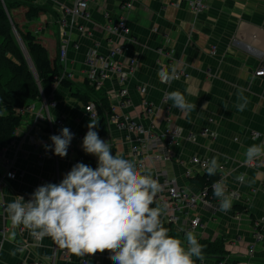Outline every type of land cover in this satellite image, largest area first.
Instances as JSON below:
<instances>
[{
  "label": "crops",
  "instance_id": "obj_1",
  "mask_svg": "<svg viewBox=\"0 0 264 264\" xmlns=\"http://www.w3.org/2000/svg\"><path fill=\"white\" fill-rule=\"evenodd\" d=\"M7 1L25 5L12 10L14 20L36 36L50 58H58L60 62L59 45L62 38H68L66 58L60 63L70 74L69 81L76 87L75 92L84 93L89 102L107 98L112 117L118 120L129 118L150 124L156 132L164 130L169 120L180 129L179 139L172 147L174 160L155 164L145 161V169L150 170L153 178L164 174L197 195L199 187L185 177L184 170L191 168L194 177L204 172L191 163L193 158L206 161V169L214 157L217 159L221 169L215 173L218 181L224 180L226 195L231 197L233 207L227 212L220 211L222 198H217L207 200L208 205L200 202L192 212H173L176 222H164L170 229L169 235L183 241L190 219L196 217L201 226L192 232L198 243L209 249L204 254V264H264V165L248 167L245 157L248 147L263 145L264 139V81L252 76L264 63V0H206V8L199 14L189 8V0L135 2L127 15L130 36L112 39L123 48L117 57L123 65L135 61L124 86L127 97L123 104L118 99L121 86L116 79L83 93L79 87L83 85L82 76L87 69L84 61L89 50L98 42L102 47L99 51L106 52L108 39L100 33V28L106 21L105 15L112 22L122 15L117 0H97L89 6L87 20L68 18L62 29L60 12L70 4L69 0ZM26 4L44 7L46 12L27 20ZM79 26L93 34L92 37L81 34L77 30ZM161 69L168 74L175 69L187 78L164 82L159 75ZM239 89H244L243 95L248 99L242 112L237 108L241 103ZM173 91L184 94L196 108L187 112L174 107L167 99V94ZM75 92L58 85L49 99L50 117L63 122L62 126L54 125L53 134H60L64 127L74 133L66 157L45 150L44 145L52 144L51 132L43 124L34 122L38 113L46 114L42 99L30 104L31 109L23 113L11 142L0 153L3 179L0 230L5 229L4 237L0 236V264H83L84 259L87 264H114L107 251L77 257L59 248L49 237L37 242L27 229L14 227L5 212L6 203L18 196L27 201L38 186L59 183L77 162L94 169L97 166L96 157L86 154L81 147L90 114L84 111L86 104L73 96ZM143 102L151 104V113L143 110ZM203 130H206L204 135ZM252 133L260 137H252ZM99 136L110 144L114 155L135 161L130 151L133 137L127 136L123 128L106 116ZM253 161H264V156ZM7 164L15 173L14 179L3 178ZM242 173H246L244 183L236 180ZM13 233L15 238L11 239ZM23 245L26 249L21 251ZM13 251L15 255L11 254ZM196 264L200 262L197 260Z\"/></svg>",
  "mask_w": 264,
  "mask_h": 264
},
{
  "label": "clouds",
  "instance_id": "obj_2",
  "mask_svg": "<svg viewBox=\"0 0 264 264\" xmlns=\"http://www.w3.org/2000/svg\"><path fill=\"white\" fill-rule=\"evenodd\" d=\"M159 75L169 82L175 78V69L171 74L161 69ZM243 92L238 90L241 103L237 108L241 112L248 104ZM167 99L181 111L196 108L179 91L168 93ZM98 128L99 121L90 117L81 145L86 154L96 157L95 169L77 162L59 183L38 186L27 201L18 196L6 203L5 212L12 225L27 229L37 242L49 237L77 257L107 251L114 264H196L197 260L204 264V246L192 231L185 232L182 241L170 236V229L164 226L167 205L156 202L162 191L159 180L138 162L114 155L110 144L100 138ZM73 138L74 133L64 127L60 134L50 136L52 144L44 145L45 150L64 158ZM260 156H264V145L253 144L245 152L247 161ZM209 164V175L221 169L215 157ZM245 176L242 173L236 180L244 183ZM212 189L215 198H222L219 210H231L224 180L214 182Z\"/></svg>",
  "mask_w": 264,
  "mask_h": 264
},
{
  "label": "built area",
  "instance_id": "obj_3",
  "mask_svg": "<svg viewBox=\"0 0 264 264\" xmlns=\"http://www.w3.org/2000/svg\"><path fill=\"white\" fill-rule=\"evenodd\" d=\"M97 0H69L70 4L68 6H63L60 12L59 23L61 29L67 25V19L69 18L71 21L75 19H85L87 20L90 16L89 14V6L95 3ZM118 7L121 11V16L116 21L107 20V15H105L104 19H106L103 26L100 28V33L108 39V46L106 47V52L101 53L99 51L101 45L96 42L86 55L84 63L86 64V70L82 76L83 83L87 82L88 86L91 88H100L106 81L116 79L118 86L121 87L118 90V99H120V104L125 102L127 97V90L124 88L126 82L128 81V76L132 73L133 67L135 65L134 60H130L127 65H123L117 57L121 55L123 48L121 46L115 45L112 41L113 38H128L130 36V29L127 25V15L133 9L135 2H140L142 0H117ZM189 8L195 13L199 14L206 8V0H189L188 2ZM77 30L81 34H85L88 37H92L93 34L90 32L86 33L82 27H78ZM67 43L68 38H62L59 45V59L60 62H64L66 58L67 52ZM252 76L256 79H260L264 81V63H261L252 73ZM65 78L70 80V74L66 73L64 70L61 74L60 79ZM187 78L186 75L181 74V72H175V79ZM58 86V85H55ZM43 101V109L46 111V114L38 113L34 122L38 124H43L50 132L51 135L54 131V125L62 126L63 122L60 120H53L49 113V100ZM31 109V105L26 109H21V112L24 113ZM143 110L146 113H151L153 108L150 103L143 102ZM84 111L90 114V117L93 119L97 118V113L95 110L94 103H88ZM110 119L115 122V124L123 128L127 132V136H132V140L130 142V151L135 161L138 164L142 165L145 168L146 160H149L152 164L158 162H170L174 160V153L172 147L175 145L180 136V129L176 127L173 123L167 120V125L164 130L161 132H156L154 128L149 124L140 123L138 121L130 120L129 118H124L123 120H118L117 117L113 116ZM202 134H206V130L202 131ZM252 137L259 138L260 135L258 133H252ZM264 145V139H263ZM139 158V160H138ZM191 163L194 166L201 168L204 173H207V169L204 168L206 165V161L201 160L199 158H193ZM264 165V161H260L256 163L254 161H248L246 166L255 168ZM8 170L5 173L3 178L6 179H14L15 173L10 170L9 165ZM12 174L11 176L9 174ZM184 175L187 178L193 177V171L191 168H186L184 170ZM195 176V175H194ZM155 179L159 180V183L162 186V191L158 193L157 196V204H166L167 212L162 217L163 223H173L176 222V217L172 214L173 212L181 213L182 210H186L187 212H192L194 208L200 203L209 204L206 196L208 192V188H204L200 190V192L195 195L191 194L187 191V189L180 187L176 180L168 178L166 175H156ZM1 179V186L3 184V179ZM217 182V181H216ZM213 185V183H212ZM212 185L211 188L212 189ZM213 191V189H212ZM233 196V194H232ZM171 213V214H170ZM201 226L200 220L196 217H192L189 222V231H195L197 228ZM5 229L0 230V236L4 237ZM259 236H257V240ZM26 245L20 247V250H25ZM249 252H252L249 249ZM31 264H39L33 262ZM83 264H87L84 259Z\"/></svg>",
  "mask_w": 264,
  "mask_h": 264
},
{
  "label": "trees",
  "instance_id": "obj_4",
  "mask_svg": "<svg viewBox=\"0 0 264 264\" xmlns=\"http://www.w3.org/2000/svg\"><path fill=\"white\" fill-rule=\"evenodd\" d=\"M21 6L25 7L20 2L0 0V153L9 145L23 120L21 109H26L37 100L48 101L55 85L70 91L74 86L68 79H60L63 68L58 58H50L49 52L36 36L15 22L12 10ZM26 7L24 17L27 20L46 12V8L41 6L26 4ZM16 36L21 39L26 55ZM26 56L30 59V65ZM83 86L87 91L91 89L87 82ZM73 96L86 105L91 103L79 91L73 93ZM93 103L99 120L98 134L102 135L105 116L112 117L111 108L105 97ZM87 161L91 162L90 159ZM218 179L216 173H203L191 177L190 182L196 183L200 190L208 188L206 199L215 201L217 198L213 196L210 188ZM208 251V248H203L204 254H208Z\"/></svg>",
  "mask_w": 264,
  "mask_h": 264
},
{
  "label": "rangeland",
  "instance_id": "obj_5",
  "mask_svg": "<svg viewBox=\"0 0 264 264\" xmlns=\"http://www.w3.org/2000/svg\"><path fill=\"white\" fill-rule=\"evenodd\" d=\"M21 43H22V42H21ZM22 46H23V44H22ZM22 50H23V49H22ZM23 52H24L25 54H27L25 50H23ZM28 62L30 63V59H29V58H28ZM79 87H80V90H81L82 93L86 90V88H85L83 85H80ZM76 90H77L76 87L73 86V91L75 92Z\"/></svg>",
  "mask_w": 264,
  "mask_h": 264
},
{
  "label": "water",
  "instance_id": "obj_6",
  "mask_svg": "<svg viewBox=\"0 0 264 264\" xmlns=\"http://www.w3.org/2000/svg\"><path fill=\"white\" fill-rule=\"evenodd\" d=\"M16 37H17L18 42L20 43L21 48L24 50V47L22 46V43H21V39L18 36H16ZM26 59L28 60L27 56H26ZM29 65H30V63H29Z\"/></svg>",
  "mask_w": 264,
  "mask_h": 264
}]
</instances>
